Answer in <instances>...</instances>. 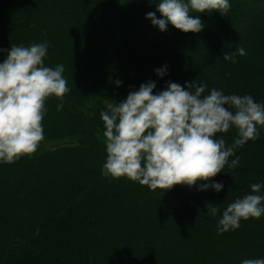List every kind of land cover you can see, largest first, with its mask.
<instances>
[{
  "label": "trees",
  "instance_id": "16d2710c",
  "mask_svg": "<svg viewBox=\"0 0 264 264\" xmlns=\"http://www.w3.org/2000/svg\"><path fill=\"white\" fill-rule=\"evenodd\" d=\"M229 3L221 15L190 13L204 27L182 33L152 26L145 19L155 11L149 0H0V49L47 41L44 64H63L70 89L59 111L58 98L44 103L39 145H57L0 163V264H240L264 258V214L216 234L220 211L251 183L264 182V126L254 141L236 148L237 166L226 164L210 178L224 184L219 192L195 184L149 190L100 174L106 153L99 113L140 83L154 80L158 91L166 81H205L224 94L264 103V0ZM238 47L247 54L236 63L222 59ZM162 65L167 75L157 78L153 70ZM217 135L228 146L235 130Z\"/></svg>",
  "mask_w": 264,
  "mask_h": 264
},
{
  "label": "clouds",
  "instance_id": "9594fccd",
  "mask_svg": "<svg viewBox=\"0 0 264 264\" xmlns=\"http://www.w3.org/2000/svg\"><path fill=\"white\" fill-rule=\"evenodd\" d=\"M155 11L145 14L152 26L163 32L168 25L182 33H198L204 24L198 15L190 13H227L229 0H149ZM159 13V17L157 16ZM47 41L28 46L10 45L0 49V163L10 164L21 156L33 153L44 138L42 118L45 99L60 100L69 92L63 64L45 66ZM243 47L223 52L222 59L236 63L245 56ZM157 78L167 75V65L155 68ZM118 87L119 79L113 81ZM194 87V92L188 87ZM156 81L140 83L135 90L114 105L101 110L103 122L104 162L100 174L109 179L125 177L145 185L149 190L173 185L197 190L221 191L224 184L210 180L233 168L239 157L235 150L247 141L255 140L258 128L264 126V103L248 94H224L222 88H208L205 81L196 85L166 81L165 87L153 91ZM207 89V91H206ZM235 130L231 145L223 136ZM234 156L229 162L228 157ZM204 181V183H200ZM162 192V194H163ZM161 194V195H162ZM218 209L212 208L216 215ZM264 214V182L251 183L249 191L235 198L220 211L216 234L235 230L241 220L259 218ZM240 264H264V258L242 259Z\"/></svg>",
  "mask_w": 264,
  "mask_h": 264
},
{
  "label": "rangeland",
  "instance_id": "374dc122",
  "mask_svg": "<svg viewBox=\"0 0 264 264\" xmlns=\"http://www.w3.org/2000/svg\"><path fill=\"white\" fill-rule=\"evenodd\" d=\"M52 145H53V146H56L57 144H55V143H51V144H50V143H45V144L39 145L37 148H38V149H39V148L41 149V148H43L44 146H52Z\"/></svg>",
  "mask_w": 264,
  "mask_h": 264
}]
</instances>
